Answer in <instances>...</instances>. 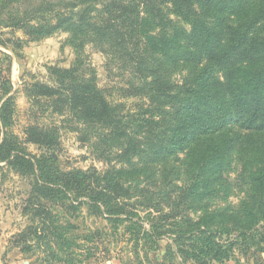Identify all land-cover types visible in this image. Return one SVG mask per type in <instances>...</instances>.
I'll list each match as a JSON object with an SVG mask.
<instances>
[{"label": "rangeland", "instance_id": "1", "mask_svg": "<svg viewBox=\"0 0 264 264\" xmlns=\"http://www.w3.org/2000/svg\"><path fill=\"white\" fill-rule=\"evenodd\" d=\"M105 2L0 0V108L8 96L12 98L8 130L18 136L20 148L32 155L43 151L25 140V125L55 124L58 145L53 152L62 169L108 172L129 187L134 198H152L154 205L136 202L114 221L94 207L64 212L51 205L48 234L57 230L64 238L50 234L36 240L29 231L22 243L17 234L33 222L30 208L24 209L33 180L0 161V264H198L181 255L177 246L203 230L230 248L226 258L203 264H264V222L255 225L259 232L253 238L239 228L246 223L242 153L233 151L222 166L197 165L185 152L154 153L173 125L174 105H162L146 93L151 78L144 69L162 62L167 78L181 85L191 71L189 65L178 59L172 67L161 55L143 64L134 61L138 55L132 44L142 46L145 41L140 34L128 36L124 51L118 45L124 46V41H113L105 31L94 29L108 19ZM166 11L175 27L189 31L187 23L169 8ZM60 17L65 22L44 34ZM153 32L168 36L172 30L161 27ZM216 75L222 78L223 73ZM85 82L94 84L115 109L117 122L88 124L67 105L56 104L57 97L35 96L31 88L33 83L68 87ZM4 130L0 124V142ZM131 138L137 147L126 154ZM220 174L222 179L211 181L205 195V176ZM49 239L52 246L46 245Z\"/></svg>", "mask_w": 264, "mask_h": 264}, {"label": "trees", "instance_id": "2", "mask_svg": "<svg viewBox=\"0 0 264 264\" xmlns=\"http://www.w3.org/2000/svg\"><path fill=\"white\" fill-rule=\"evenodd\" d=\"M102 6L108 19L102 26L94 25V29L105 31L113 41H124V46L120 41L118 44L124 51L132 33L137 32L145 39L142 46L131 42L138 55L133 57L134 61L143 64L161 55L172 67L178 59L189 65L191 71L181 85L167 78L162 62L156 61V65L144 69L151 78L146 93L162 105H174L173 125L154 153L174 156L185 152L197 165L222 166L233 151H240L246 173L242 177L246 186L243 213L246 223L239 228L240 232L250 231L253 238L259 232L255 225L264 222V0H106ZM166 8L187 23L189 31L175 27ZM65 20L60 17L58 24L44 34L51 33ZM161 27H168L172 33L164 36L153 32ZM140 52L147 57H139ZM219 71L222 78L216 75ZM63 73L69 74V70ZM31 88L35 96L57 97L56 104L67 105V110L88 124L117 122L115 109L90 82L68 87L33 83ZM12 114L13 101L8 96L0 108V124L5 129L0 142V161L33 180L24 206L30 208L33 222L17 234L18 241L25 243L29 231L32 238L39 240L51 234L47 224L53 216L51 205L64 212L94 207L112 221L120 220L127 207L136 202L154 205L152 198H134L130 188L108 172L62 169L53 152L58 145L55 124L25 125V140L43 151L32 155L20 148L18 136L8 130ZM136 147L135 139L131 138L123 152L129 154ZM221 179V174L213 179L206 175L205 195L210 182L217 184ZM50 237L64 238L57 230ZM48 243L54 244L51 245L50 239ZM177 247L181 255L198 264L224 259L230 249L206 230L180 240Z\"/></svg>", "mask_w": 264, "mask_h": 264}]
</instances>
